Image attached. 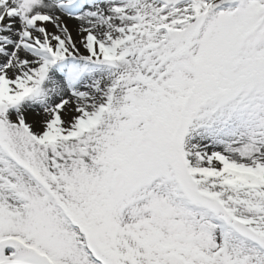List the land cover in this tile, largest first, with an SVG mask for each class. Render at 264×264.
<instances>
[{"label": "snow or ice", "instance_id": "snow-or-ice-1", "mask_svg": "<svg viewBox=\"0 0 264 264\" xmlns=\"http://www.w3.org/2000/svg\"><path fill=\"white\" fill-rule=\"evenodd\" d=\"M0 264H264V0H0Z\"/></svg>", "mask_w": 264, "mask_h": 264}, {"label": "bare ground", "instance_id": "bare-ground-1", "mask_svg": "<svg viewBox=\"0 0 264 264\" xmlns=\"http://www.w3.org/2000/svg\"><path fill=\"white\" fill-rule=\"evenodd\" d=\"M67 26L69 27L70 30L73 31V37H74V39H75V38H76V36H75V31H74V28H75V22H74V21H69ZM49 30H51V26H49ZM64 117H65V120L68 119L67 116H64ZM29 119H30L31 121H34L33 118H32L31 116L29 117ZM30 120H29V122H30ZM33 127H35L36 130H39V129H38L39 126L37 127V123H35V122L33 123ZM35 128H34V130H35Z\"/></svg>", "mask_w": 264, "mask_h": 264}, {"label": "rangeland", "instance_id": "rangeland-1", "mask_svg": "<svg viewBox=\"0 0 264 264\" xmlns=\"http://www.w3.org/2000/svg\"><path fill=\"white\" fill-rule=\"evenodd\" d=\"M62 118L65 119L64 116H62ZM29 120H30V119H29ZM34 122H35V121H31V120H30V123H32V124H33ZM35 123H36V122H35ZM38 126H39V124L37 123V127H38ZM39 127H40V126H39ZM34 128H35V127H33V131H37L36 128H35V130H34ZM38 129H39V128H38Z\"/></svg>", "mask_w": 264, "mask_h": 264}]
</instances>
